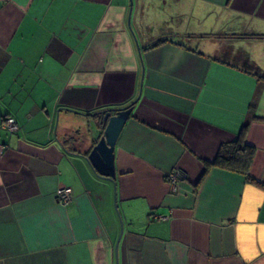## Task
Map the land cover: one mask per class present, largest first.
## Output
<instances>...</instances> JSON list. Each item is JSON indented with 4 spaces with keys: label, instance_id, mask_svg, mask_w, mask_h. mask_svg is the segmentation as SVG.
Here are the masks:
<instances>
[{
    "label": "crops",
    "instance_id": "0c3cea01",
    "mask_svg": "<svg viewBox=\"0 0 264 264\" xmlns=\"http://www.w3.org/2000/svg\"><path fill=\"white\" fill-rule=\"evenodd\" d=\"M257 34L264 0H0V264H264ZM133 101L113 182L86 155ZM244 124L252 179L213 162Z\"/></svg>",
    "mask_w": 264,
    "mask_h": 264
},
{
    "label": "water",
    "instance_id": "95a60500",
    "mask_svg": "<svg viewBox=\"0 0 264 264\" xmlns=\"http://www.w3.org/2000/svg\"><path fill=\"white\" fill-rule=\"evenodd\" d=\"M133 103L134 101L124 106L102 111L103 130L86 155L97 175L113 182L116 177L114 148L121 130L132 112ZM118 217L120 219L119 214Z\"/></svg>",
    "mask_w": 264,
    "mask_h": 264
},
{
    "label": "trees",
    "instance_id": "16d2710c",
    "mask_svg": "<svg viewBox=\"0 0 264 264\" xmlns=\"http://www.w3.org/2000/svg\"><path fill=\"white\" fill-rule=\"evenodd\" d=\"M264 36V35H254ZM163 39H157L151 43V46L157 45L159 42H162ZM256 118V115L252 112L249 119ZM246 122V123H247ZM246 124H244L238 135L232 141L222 143L218 150V153L214 159V164L226 168L228 170H234L238 173L243 174L246 179H252L249 174V165L252 160L253 148L244 141V129Z\"/></svg>",
    "mask_w": 264,
    "mask_h": 264
},
{
    "label": "built area",
    "instance_id": "2783aa9c",
    "mask_svg": "<svg viewBox=\"0 0 264 264\" xmlns=\"http://www.w3.org/2000/svg\"><path fill=\"white\" fill-rule=\"evenodd\" d=\"M0 127L5 128L7 127L9 130H16L18 128V125L15 121V119L12 116H7L5 117L1 122H0ZM178 170L173 169L167 174V178L171 181H175L178 178ZM56 197L59 201L65 203L68 202L70 199V193H71V188L69 186H62L56 189Z\"/></svg>",
    "mask_w": 264,
    "mask_h": 264
},
{
    "label": "flooded vegetation",
    "instance_id": "af4514ba",
    "mask_svg": "<svg viewBox=\"0 0 264 264\" xmlns=\"http://www.w3.org/2000/svg\"><path fill=\"white\" fill-rule=\"evenodd\" d=\"M178 170V169H177ZM179 172H178V175L177 176H180V175H182V173H181V171L180 170H178Z\"/></svg>",
    "mask_w": 264,
    "mask_h": 264
},
{
    "label": "rangeland",
    "instance_id": "374dc122",
    "mask_svg": "<svg viewBox=\"0 0 264 264\" xmlns=\"http://www.w3.org/2000/svg\"><path fill=\"white\" fill-rule=\"evenodd\" d=\"M261 57L263 58V54L261 55Z\"/></svg>",
    "mask_w": 264,
    "mask_h": 264
}]
</instances>
